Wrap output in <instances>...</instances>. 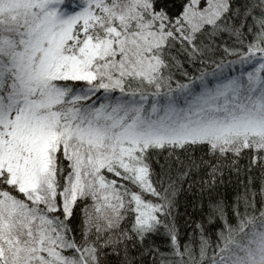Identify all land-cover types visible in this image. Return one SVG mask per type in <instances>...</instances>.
Segmentation results:
<instances>
[{
	"label": "snow or ice",
	"instance_id": "snow-or-ice-1",
	"mask_svg": "<svg viewBox=\"0 0 264 264\" xmlns=\"http://www.w3.org/2000/svg\"><path fill=\"white\" fill-rule=\"evenodd\" d=\"M0 264H264V0H0Z\"/></svg>",
	"mask_w": 264,
	"mask_h": 264
},
{
	"label": "trees",
	"instance_id": "trees-1",
	"mask_svg": "<svg viewBox=\"0 0 264 264\" xmlns=\"http://www.w3.org/2000/svg\"><path fill=\"white\" fill-rule=\"evenodd\" d=\"M236 187H235V184H232V185H230L229 186V189H228V195L230 196V195H234L235 194V192H236ZM181 212H183V207L181 208Z\"/></svg>",
	"mask_w": 264,
	"mask_h": 264
}]
</instances>
